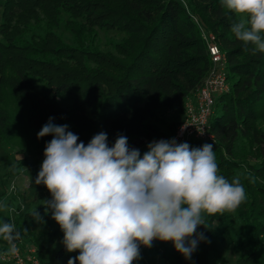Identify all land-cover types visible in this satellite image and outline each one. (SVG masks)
Masks as SVG:
<instances>
[{
    "label": "trees",
    "instance_id": "1",
    "mask_svg": "<svg viewBox=\"0 0 264 264\" xmlns=\"http://www.w3.org/2000/svg\"><path fill=\"white\" fill-rule=\"evenodd\" d=\"M60 11L70 16L65 26L73 46L53 32ZM235 20L221 0H185L184 4L180 0H4L0 140L8 142L13 136L11 116L3 105L10 96L28 130L38 134L51 118L55 125H68L85 145L104 132L112 146L122 134L129 147L139 149L142 156L147 151L144 140L166 136L157 113L176 108L183 117L186 98L201 85L210 68L202 29L214 36L226 56L229 88L213 105L209 119L213 139L187 143L193 148L212 144L220 174L229 181L239 172L247 197L235 210L247 233L240 248L248 246L252 252L236 264H258L264 260L259 241L264 233V53L254 54L251 45L245 46L235 37L231 32ZM94 27L117 29L125 37L113 52H100L87 40ZM176 123L168 124L167 135ZM52 138L47 135L37 140L35 155L42 160ZM237 148L240 154H236ZM44 210L42 206L25 213L15 224L16 230L35 247L39 264H68L79 252L69 253L63 236L36 233L31 228L35 220H41L35 213L43 219ZM214 222L226 225L218 237H229L225 213L206 216V227L198 228L206 239L201 252L193 257L194 264H207L202 252L205 254L209 239L216 236ZM58 239L60 244L51 249ZM154 249L170 264H180L181 254L172 242L155 240Z\"/></svg>",
    "mask_w": 264,
    "mask_h": 264
},
{
    "label": "clouds",
    "instance_id": "2",
    "mask_svg": "<svg viewBox=\"0 0 264 264\" xmlns=\"http://www.w3.org/2000/svg\"><path fill=\"white\" fill-rule=\"evenodd\" d=\"M221 4L236 17L235 37L254 54L264 53V0ZM47 135L53 138L35 183L51 194L44 206L63 232L64 247L79 252L68 264H134L141 246L150 248L154 240L172 242L190 259L206 239L197 233L206 227L205 217L234 212L247 198L238 176L229 181L220 174L212 144L193 148L162 139L150 142L141 156L125 135L109 146L100 132L85 145L51 118L37 138ZM19 237L14 223L0 224L7 255L16 254Z\"/></svg>",
    "mask_w": 264,
    "mask_h": 264
},
{
    "label": "rangeland",
    "instance_id": "3",
    "mask_svg": "<svg viewBox=\"0 0 264 264\" xmlns=\"http://www.w3.org/2000/svg\"><path fill=\"white\" fill-rule=\"evenodd\" d=\"M180 1L183 4L185 3V0ZM3 3L4 0H0V23ZM69 19L68 13L60 11L58 26L53 29V32L63 43L73 46V37L65 26ZM75 21L82 22L80 19H75ZM92 30L93 32L89 34L87 40L91 48L100 52H113L115 45L125 37L124 33L113 28L94 27ZM192 98L193 94L186 98L184 104ZM60 102L66 104L62 99H60ZM3 105L9 111L14 131L10 141L3 142L0 140V224L7 221L16 224L22 220L25 213L44 206V201L51 200V194L43 184L37 185L35 183L43 162L41 157L35 155V145L38 140L37 133L28 130L25 117L19 113L14 100L10 96L5 97ZM157 115L161 121L160 130L166 136H158L151 139L150 142L162 139L169 140L182 114H180L178 109L170 108L159 111ZM170 122L177 123L172 133L167 135L169 133L167 128ZM144 142L146 141L144 140ZM239 151L240 149H235L236 154H240ZM237 176L239 177V172L235 174V177ZM44 212L46 215L43 216L42 220H35L32 223V230L36 233H58V235L63 236L59 225L52 219L51 211L48 210L46 212L44 210ZM225 214L228 216L230 222L227 234L229 237H218V232L226 228V225L224 227L218 222H214L213 227L216 230V236H212L209 239L205 254L202 252V256H206L205 263L207 264H236L240 257L249 255L252 252L251 247L245 246L242 249L240 248L241 238L247 236L243 220L235 214V211L231 213L226 212ZM197 233H200L198 229ZM259 241L264 256V233L259 236ZM154 242L155 240L150 248L141 246L140 258L134 264H170L169 261L162 259L159 253L155 251ZM15 243L18 251L15 255H7L6 251L9 247L7 242L4 240L0 242V264H39V260L35 254V247L21 234ZM59 244L60 240L58 239L50 248L55 249ZM202 244L203 241L198 243L190 259H185L181 254L179 256L180 264H194L193 257L195 254L201 252ZM258 264H264V260H259Z\"/></svg>",
    "mask_w": 264,
    "mask_h": 264
},
{
    "label": "built area",
    "instance_id": "4",
    "mask_svg": "<svg viewBox=\"0 0 264 264\" xmlns=\"http://www.w3.org/2000/svg\"><path fill=\"white\" fill-rule=\"evenodd\" d=\"M201 36L205 42L210 60V68L201 85L193 93V98L184 104L183 118L176 125L171 139L177 143L189 140H212L209 132V119L217 96L228 91L226 79V56L219 49L213 35L201 29ZM198 130L204 131L200 134ZM150 143L146 141L147 145Z\"/></svg>",
    "mask_w": 264,
    "mask_h": 264
}]
</instances>
